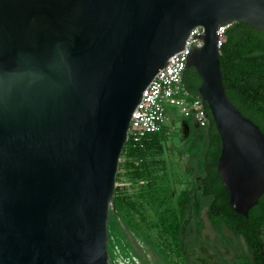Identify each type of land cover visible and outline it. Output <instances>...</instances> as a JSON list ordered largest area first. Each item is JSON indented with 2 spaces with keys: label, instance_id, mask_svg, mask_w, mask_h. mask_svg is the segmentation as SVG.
<instances>
[{
  "label": "water",
  "instance_id": "obj_1",
  "mask_svg": "<svg viewBox=\"0 0 264 264\" xmlns=\"http://www.w3.org/2000/svg\"><path fill=\"white\" fill-rule=\"evenodd\" d=\"M235 22L264 31V0H0V264H130L114 248L110 262L108 221L131 117L196 27L184 67L221 139L229 203L248 216L264 133L223 87L216 32Z\"/></svg>",
  "mask_w": 264,
  "mask_h": 264
},
{
  "label": "trees",
  "instance_id": "obj_2",
  "mask_svg": "<svg viewBox=\"0 0 264 264\" xmlns=\"http://www.w3.org/2000/svg\"><path fill=\"white\" fill-rule=\"evenodd\" d=\"M219 59L227 97L264 133V31L240 22L232 23L226 31ZM183 82L192 95H199L201 81L195 68L184 72ZM206 110L209 117L207 127L193 130L185 140L190 163L196 168L195 186L192 191L179 194L176 207L169 211L168 216L165 212H158V221L165 225L179 251L182 249L184 238L195 233L197 228V202L207 200V217L214 231L222 236L225 230H229L236 237L245 240L250 255L242 259L240 264H264V238L260 234L264 230V194L249 211L248 216L237 213L231 207L228 191L222 185V178L217 170L222 150L221 139L207 105ZM177 120L187 130L193 126L191 119L178 117ZM167 135V127L151 135L145 144V150L133 147L129 142L125 145L121 158H124L125 173L133 178V182H154L149 173V155L162 152L163 141ZM136 161H141V164L136 166ZM118 179L119 175L116 181ZM144 196L143 194L141 197ZM159 199L160 197H155V202L161 204L163 201ZM113 208L110 210L108 221L110 262H113L115 245H118L125 255L133 254L129 234L151 244L154 252L166 259L165 250L150 240L146 230L148 217L142 212L141 203L116 187ZM137 214L139 219L135 217Z\"/></svg>",
  "mask_w": 264,
  "mask_h": 264
},
{
  "label": "rangeland",
  "instance_id": "obj_3",
  "mask_svg": "<svg viewBox=\"0 0 264 264\" xmlns=\"http://www.w3.org/2000/svg\"><path fill=\"white\" fill-rule=\"evenodd\" d=\"M180 118V117H179ZM174 117L166 124L168 135L163 141V150L149 155V168L153 183L133 182L124 171V158H120L118 182H129L125 194L142 205L147 215L146 230L152 243L165 250L166 259L154 252L153 246L129 234L133 250L141 264H240L247 258L237 245L230 249L223 236L212 228L207 217V200L198 201L197 228L195 233L184 238L182 249L178 251L167 228L158 221V212L168 216L176 207L177 198L183 191H192L195 186L196 168L190 163L186 149L187 129ZM188 134V135H187ZM121 166V167H120ZM145 195L143 198L142 195ZM160 197L161 204L155 202ZM159 199V200H160ZM139 219V215H135ZM225 236H230L224 231ZM264 235V230H263ZM183 250V251H182Z\"/></svg>",
  "mask_w": 264,
  "mask_h": 264
},
{
  "label": "built area",
  "instance_id": "obj_4",
  "mask_svg": "<svg viewBox=\"0 0 264 264\" xmlns=\"http://www.w3.org/2000/svg\"><path fill=\"white\" fill-rule=\"evenodd\" d=\"M232 23L220 25L217 29V46L219 50L226 39V31ZM202 29H192L185 41V44L178 53L171 56L164 68H162L153 80L146 87L141 100L135 108L128 130L127 142L133 147L142 150L146 148V142L151 135L161 132L169 120L174 117L191 119L198 127L205 128L209 123L206 110V103L200 95H192L183 82V75L186 71V55L190 47L202 46L201 38L193 36L201 35ZM141 161H136L139 166ZM125 172V171H124ZM127 182H116L123 193L128 188ZM114 249L119 251L130 264H141L138 257L133 254L125 255L118 245Z\"/></svg>",
  "mask_w": 264,
  "mask_h": 264
},
{
  "label": "flooded vegetation",
  "instance_id": "obj_5",
  "mask_svg": "<svg viewBox=\"0 0 264 264\" xmlns=\"http://www.w3.org/2000/svg\"><path fill=\"white\" fill-rule=\"evenodd\" d=\"M193 123V122H192ZM199 129V127L197 125H195L193 123V126L191 129L187 130V133H192L193 130H197ZM187 134V135H188ZM225 232L229 233V237L228 236H225L224 234L222 235L225 242L227 243V246L230 247V249H233V246L234 245H237L241 250L244 251V256L248 257L250 255V251L246 245V242L245 240H243V238H240V237H236L231 231L229 230H225ZM260 234H262V237L264 238V235H263V231L260 232Z\"/></svg>",
  "mask_w": 264,
  "mask_h": 264
}]
</instances>
